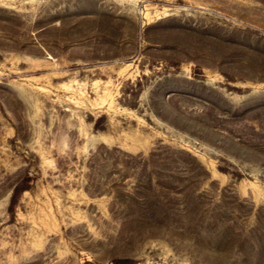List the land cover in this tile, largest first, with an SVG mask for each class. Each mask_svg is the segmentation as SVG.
Masks as SVG:
<instances>
[{"label": "rangeland", "instance_id": "374dc122", "mask_svg": "<svg viewBox=\"0 0 264 264\" xmlns=\"http://www.w3.org/2000/svg\"><path fill=\"white\" fill-rule=\"evenodd\" d=\"M103 146L195 156L199 227L122 229ZM118 258L264 260V0H0V264Z\"/></svg>", "mask_w": 264, "mask_h": 264}, {"label": "trees", "instance_id": "16d2710c", "mask_svg": "<svg viewBox=\"0 0 264 264\" xmlns=\"http://www.w3.org/2000/svg\"><path fill=\"white\" fill-rule=\"evenodd\" d=\"M96 129H99L98 126ZM92 160L103 170H109L108 180L101 184L109 185L114 205L118 204L124 209L121 213L111 210L113 216L122 219V229L170 231L190 226L197 228L205 218L206 212L202 209L203 195L198 193V186L180 178V168L174 166V163L183 162L186 163L183 166L184 172L190 174L193 179L198 175L208 177V172L189 152L156 149L149 155H144L103 146L92 155ZM195 166L202 169L203 174L196 173ZM27 189L28 184L14 191L11 213L19 194ZM96 193L101 194L103 191ZM223 232L224 238L230 236L227 229ZM130 261V258H118L114 263L129 264ZM258 264H264V260Z\"/></svg>", "mask_w": 264, "mask_h": 264}]
</instances>
